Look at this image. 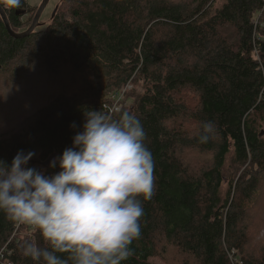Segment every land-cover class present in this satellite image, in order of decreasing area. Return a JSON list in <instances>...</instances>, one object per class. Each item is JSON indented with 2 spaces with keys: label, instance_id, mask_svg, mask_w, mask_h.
<instances>
[{
  "label": "trees",
  "instance_id": "1",
  "mask_svg": "<svg viewBox=\"0 0 264 264\" xmlns=\"http://www.w3.org/2000/svg\"><path fill=\"white\" fill-rule=\"evenodd\" d=\"M214 1L59 0L48 23L21 37L0 16V99L32 88L34 103L25 125L0 136L5 162L36 150L46 174L59 171L44 163L72 146L85 112H109L131 85L113 112L141 121L156 189L142 202L141 236L122 264H145L168 247L193 264H232L231 250L240 264H264V249L257 256L249 249L243 224L264 178V0H225L211 13ZM37 7L24 0L5 9L11 28L25 31ZM207 121L214 134L202 144ZM228 158L241 172L222 191ZM36 162L29 166L40 169ZM21 227L30 234L14 240L15 223L0 213V248H9L13 264H34L19 246L45 242Z\"/></svg>",
  "mask_w": 264,
  "mask_h": 264
},
{
  "label": "clouds",
  "instance_id": "2",
  "mask_svg": "<svg viewBox=\"0 0 264 264\" xmlns=\"http://www.w3.org/2000/svg\"><path fill=\"white\" fill-rule=\"evenodd\" d=\"M23 3L0 0V10ZM84 116L72 146L49 163L59 171L30 167L32 151L18 150L10 164L0 159V213L38 232L46 245L21 242L22 255L34 264H122L141 236L142 202L156 189L143 125L127 110ZM213 134V123L204 122L199 142Z\"/></svg>",
  "mask_w": 264,
  "mask_h": 264
},
{
  "label": "rangeland",
  "instance_id": "3",
  "mask_svg": "<svg viewBox=\"0 0 264 264\" xmlns=\"http://www.w3.org/2000/svg\"><path fill=\"white\" fill-rule=\"evenodd\" d=\"M41 1L42 0H28V2L32 6H36V5L39 6ZM224 1L225 0H215L213 6H211L212 7L211 13H214L215 10H217L223 4ZM58 2L59 0L48 1L44 10L42 11V13H40L41 15L39 17V25L41 24L44 25L48 23L49 18L51 17V14L54 8L57 6ZM27 16L28 14H25L23 18L25 19ZM39 25L38 27H40ZM31 83L32 80L30 82V86ZM5 86H7V84ZM27 90H29V92L27 93L20 91V95L18 97L16 96L17 98L13 99L12 102L6 101L5 98L0 99V103L2 104V106L0 105V136L9 135L13 133L12 131L19 130L23 126V124L25 125L26 123L25 121L30 115V112L26 114V111H29V109H31V108L27 109L26 107H34V103H32L33 101L32 96L29 95L33 90L32 88ZM184 98L186 100L185 102L193 103L192 93L188 92L186 95H184ZM16 100L19 101L17 103V106L13 104V101ZM128 102L129 101H126L125 103L128 104ZM32 152H34L35 155L32 157L30 161L36 162L38 157L37 156L38 152L36 150H33ZM201 158L205 160V158L207 157L202 155ZM195 162L197 164H201L199 161H195ZM33 164L34 166L43 169V166L39 162ZM240 172L241 169L238 168L237 166H232L228 158L223 168V173L225 177L222 183V191H226L227 189V180L232 176L236 177ZM260 189L261 190L260 192H258L259 194L256 196L255 200L250 203V209L248 210L247 216L243 222V224L246 225L248 229V241H249L248 247L249 249H255L256 256L260 253L259 251L260 249H264V178L261 179ZM29 234L30 232L28 231V229L21 227L15 232L14 240L19 239L20 237L21 238L26 237ZM233 252L236 253L235 250H231V252L229 253V258L231 263L240 264L241 262L239 261L240 260L239 253L237 252L234 255ZM145 264H193V261L191 258L189 259L188 257L179 254L175 249L168 247L162 253H159L151 257H146Z\"/></svg>",
  "mask_w": 264,
  "mask_h": 264
},
{
  "label": "water",
  "instance_id": "4",
  "mask_svg": "<svg viewBox=\"0 0 264 264\" xmlns=\"http://www.w3.org/2000/svg\"><path fill=\"white\" fill-rule=\"evenodd\" d=\"M48 1H49V0H42V1H41V3L39 4V6H38L36 12L34 13V16H33V19H32L31 24H30L29 27H27V29H26L25 31H23V32H15V31L11 28V26H10L8 20H7V17H6V15H5L4 10H0V16H1L2 20H3V23H4V25H5V28L7 29V31L9 32V34L12 35V36H14V37H21V36H24V35L29 34V33H30V32H31L36 26L39 25V17H40V15H41L40 13H42V11L44 10V8H45V6L47 5ZM56 8H57V6L54 8V10H53L51 16H53V14H54ZM22 14H23V13H22ZM51 160H52V157L50 156V157L46 160V162H45L44 164H45V165H48V163H49Z\"/></svg>",
  "mask_w": 264,
  "mask_h": 264
},
{
  "label": "built area",
  "instance_id": "5",
  "mask_svg": "<svg viewBox=\"0 0 264 264\" xmlns=\"http://www.w3.org/2000/svg\"><path fill=\"white\" fill-rule=\"evenodd\" d=\"M130 88H131V85H127L122 90H120V92H118L117 94L114 95V101H113V104L109 107V112H113V111H116L118 109V107L122 104L125 91L130 89ZM19 228H21V225L15 224L14 232L12 234L13 238H14L15 232ZM9 253H10V250L6 245L1 246V248H0V264H13L12 261L10 260V258H7L4 256L5 254H9Z\"/></svg>",
  "mask_w": 264,
  "mask_h": 264
}]
</instances>
